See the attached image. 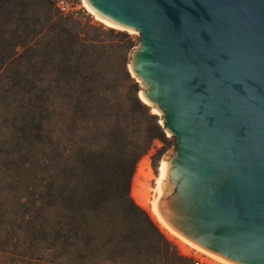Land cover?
Wrapping results in <instances>:
<instances>
[{
    "label": "trees",
    "instance_id": "1",
    "mask_svg": "<svg viewBox=\"0 0 264 264\" xmlns=\"http://www.w3.org/2000/svg\"><path fill=\"white\" fill-rule=\"evenodd\" d=\"M133 45L56 0H0V264H194L130 196L167 142Z\"/></svg>",
    "mask_w": 264,
    "mask_h": 264
},
{
    "label": "water",
    "instance_id": "2",
    "mask_svg": "<svg viewBox=\"0 0 264 264\" xmlns=\"http://www.w3.org/2000/svg\"><path fill=\"white\" fill-rule=\"evenodd\" d=\"M174 141L157 202L201 252L264 264V0H85ZM154 109V110H153Z\"/></svg>",
    "mask_w": 264,
    "mask_h": 264
},
{
    "label": "rangeland",
    "instance_id": "3",
    "mask_svg": "<svg viewBox=\"0 0 264 264\" xmlns=\"http://www.w3.org/2000/svg\"><path fill=\"white\" fill-rule=\"evenodd\" d=\"M57 5L62 8L65 12H72L74 15H77L80 17L82 22H90L94 25L103 26L104 28H113L115 30H121L117 27H114L112 25L107 24L103 20L97 18V16L90 12V10L87 8V6L84 3V0H56ZM94 14V15H93ZM123 31V30H121ZM126 32V31H124ZM128 33V32H126ZM132 38L134 39V45L137 41V36L132 35L128 33ZM133 45V46H134ZM129 55V54H128ZM138 95L140 94L141 90V84L138 82ZM168 135V134H166ZM173 148H174V141L171 137L167 136V142H161L159 140H154L151 144L149 150L141 156V158L137 161L135 165V169L133 172V175L131 177L130 181V196L132 197L133 201L142 209H144L149 217L152 219V221L157 225L160 232L167 238L169 242H171L173 245H175L178 253L182 256L192 257L193 259H196L198 256L202 255L204 256V253L201 254V252H198L196 249L188 246L187 244L179 241L176 237L170 236L163 228L160 227L159 223L155 220V218L151 215L149 211V204L148 205H141L140 200L136 197V192L134 191V188L137 190L140 188H143L145 192H147V203H149L152 199V194L154 193V187H155V180L158 175V169L160 166V162L163 159H169V157L173 154ZM145 162V163H144ZM143 167L142 173L138 172V168L140 166ZM147 166V167H146ZM146 167V168H145ZM137 172V173H136ZM139 174L137 177V180L139 181V184L134 185L133 187V179L134 175ZM146 175V176H144ZM141 182V183H140ZM141 184V185H140ZM208 255H206L207 257ZM209 262L206 263L205 260L202 261V264H224L222 262L216 261L213 258L207 257Z\"/></svg>",
    "mask_w": 264,
    "mask_h": 264
},
{
    "label": "bare ground",
    "instance_id": "4",
    "mask_svg": "<svg viewBox=\"0 0 264 264\" xmlns=\"http://www.w3.org/2000/svg\"><path fill=\"white\" fill-rule=\"evenodd\" d=\"M84 3L85 5L87 6V8L90 10V12H93L97 18L103 20L100 15L95 11L93 10L87 3L86 1L84 0ZM93 14V15H94ZM104 21V20H103ZM105 22V21H104ZM108 24V23H107ZM110 25V24H109ZM140 97L142 99L143 96L141 95L140 93ZM154 110V109H153ZM145 163V162H144ZM143 165L140 166V168H138V172L139 173H142L143 171ZM147 167V166H146ZM145 167V168H146ZM169 167V161L168 159H163L161 162H160V166H159V169H158V175L156 177V180H155V187H154V193L152 194V199L149 203H147V192L144 191L143 188H140V189H136L134 188V191L136 192V197L137 199L140 200V204L145 206V205H148L149 204V211L151 213V215L155 218V220L159 223L160 227L163 228L170 236L172 237H176L179 241L187 244L188 246L196 249L198 252H201L198 248H196L192 243H190L187 239H185L182 235H180L179 233H177L175 230H173L165 221L164 219L162 218V216L159 214L158 210H157V202H158V199L160 198V196L163 194V187H164V183H165V180H166V176H167V169ZM137 173V172H136ZM139 174H135L134 175V179H133V187L134 185L136 184H139V181L137 180V177H138ZM143 176V174L141 175ZM139 175L138 178L141 177ZM146 176V175H144ZM141 183V182H140ZM141 185V184H140ZM203 252H201L202 254ZM204 255H208L206 253H204ZM209 258H213L214 260L216 261H219V262H222L224 264H229L227 262H224L220 259H217L213 256H210L208 255Z\"/></svg>",
    "mask_w": 264,
    "mask_h": 264
},
{
    "label": "built area",
    "instance_id": "5",
    "mask_svg": "<svg viewBox=\"0 0 264 264\" xmlns=\"http://www.w3.org/2000/svg\"><path fill=\"white\" fill-rule=\"evenodd\" d=\"M208 257V256H207ZM206 257V255L202 256H198L196 259H194V264H202V261L205 260L206 263L209 262L208 258Z\"/></svg>",
    "mask_w": 264,
    "mask_h": 264
}]
</instances>
